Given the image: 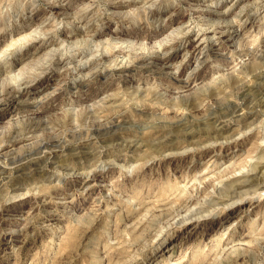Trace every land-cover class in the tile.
Listing matches in <instances>:
<instances>
[{
  "label": "rangeland",
  "instance_id": "374dc122",
  "mask_svg": "<svg viewBox=\"0 0 264 264\" xmlns=\"http://www.w3.org/2000/svg\"><path fill=\"white\" fill-rule=\"evenodd\" d=\"M108 1L0 0V264H264V0Z\"/></svg>",
  "mask_w": 264,
  "mask_h": 264
},
{
  "label": "bare ground",
  "instance_id": "6f19581e",
  "mask_svg": "<svg viewBox=\"0 0 264 264\" xmlns=\"http://www.w3.org/2000/svg\"><path fill=\"white\" fill-rule=\"evenodd\" d=\"M108 0H106V2H107ZM110 1V0H109ZM108 1V2H109ZM144 2L146 1V0H143ZM105 2V1H104ZM150 2V1H149ZM1 3V2H0ZM93 3V2H92ZM101 3H102V1H101ZM151 3V2H150ZM145 4H147V3H145ZM145 4H144V6H145ZM151 4H153V2L151 3ZM150 4V5H151ZM2 5V4H1ZM7 5H9V4H7ZM104 6L108 9V8H110L109 7V5L107 4V3H105L104 4ZM148 6V5H147ZM143 7V6H142ZM150 7V6H149ZM148 7V8H149ZM194 7V6H193ZM90 8H92V9H95V8H97V4L96 3H94V4H91V5H89L88 6V8L87 9H90ZM147 8V7H146ZM200 9V8H199ZM102 10V9H101ZM128 10V9H127ZM242 10V9H241ZM137 11V10H136ZM102 13H103V11H101ZM110 13H112V12H110ZM113 13L114 14H116V13H118V12H116V11H114L113 10ZM112 13V14H113ZM122 13H124V12H122ZM104 15H105V13H104ZM103 15V16H104ZM66 16H68V13L67 14H65V16H55L53 19V22H49L46 26H43V28H42V31H41V34L43 35V37H45L46 38V35H49V34H51L52 32H56L57 34H59V30L56 28V26L58 25V23H59V25H61L62 24V22H65V19H66ZM69 16H70V14H69ZM95 16H91L90 17V19H89V21L91 22L92 21V19L94 18ZM74 21L75 20H78L80 17H79V15H72V17H71ZM236 18V17H235ZM70 21V20H69ZM68 21V22H69ZM223 22V21H222ZM226 22V21H225ZM230 22V21H229ZM224 23V22H223ZM230 24V23H229ZM210 25V24H209ZM1 27V26H0ZM210 27H211V25H210ZM200 28V27H199ZM212 28V27H211ZM221 28V27H220ZM38 29V28H37ZM36 29V30H37ZM213 29V28H212ZM40 30V29H39ZM215 31V30H214ZM225 31H227V30H225ZM222 33H224L223 32V30L221 31ZM39 33V32H38ZM37 33V34H38ZM175 34V33H174ZM184 34V33H183ZM40 35V34H39ZM37 37V36H36ZM42 37V36H41ZM174 37V36H173ZM64 38H65V36H64ZM55 38H53V39H51V42H50V45L51 46H54L55 45V43H56V40H54ZM29 40V39H28ZM171 40V39H170ZM173 40V39H172ZM44 41V40H43ZM126 41V40H125ZM125 41L124 42H122V44L124 43V46H125ZM166 42H169V41H166ZM88 43V42H87ZM131 44V43H130ZM134 44V43H133ZM163 44V43H162ZM46 46V44H43V47H45ZM123 46V47H124ZM131 46V45H130ZM89 47V46H88ZM119 47V46H118ZM158 47V46H157ZM200 46H198V48H199ZM127 48V47H126ZM132 48V47H131ZM135 48V47H134ZM156 48V47H155ZM197 48V49H198ZM53 49V47H51V48H49L45 53H43V55L45 54H47L49 51V54L50 55H53V53H55V52H57L58 50H56V51H53L52 50ZM43 51V50H42ZM45 51V50H44ZM132 51V50H131ZM129 52H130V50H129ZM156 52V51H155ZM201 52V51H200ZM137 53V52H136ZM202 53V52H201ZM63 54V53H62ZM123 55V54H122ZM121 55V56H122ZM126 55V54H125ZM76 56V55H75ZM100 57V56H99ZM119 57V56H118ZM125 56H123V58H121V59H114V65L116 66V67H123V66H129V65H132L133 64V62L134 61H132L131 59H125L124 58ZM48 58V57H47ZM46 58V59H47ZM128 58V57H127ZM40 60V59H39ZM38 61V60H37ZM245 61V60H244ZM153 62V61H152ZM246 63V62H245ZM144 64V63H143ZM156 64V63H155ZM38 65V64H37ZM110 65V64H109ZM114 65H112V66H114ZM152 65V64H151ZM46 66V65H45ZM156 66V65H155ZM160 66V65H159ZM108 68V67H107ZM155 68V67H154ZM253 68V67H252ZM245 71H247L246 69H244ZM43 71V70H42ZM249 71V70H248ZM4 72V71H3ZM7 73V72H6ZM8 76V75H7ZM90 76V75H89ZM261 76V75H260ZM32 77V76H31ZM18 78V77H17ZM90 79V78H89ZM263 79V78H262ZM17 80V79H16ZM4 82V81H3ZM2 82V83H3ZM9 83V82H8ZM15 84V83H14ZM13 84V85H14ZM7 85V84H6ZM9 85H10V83H9ZM12 85V86H13ZM15 86V85H14ZM16 89L15 90H17V87H15ZM19 88V87H18ZM18 91H19V89H18ZM11 95V94H10ZM10 97V96H9ZM13 97V96H12ZM25 97V96H24ZM251 102V101H250ZM263 102V101H262ZM263 105V104H262ZM240 107V106H239ZM241 108V107H240ZM248 111V110H247ZM250 112V111H249ZM253 112V111H252ZM257 113V112H256ZM254 114V113H253ZM235 115V114H234ZM248 116H250L249 114H246L245 115V113H243V112H240L239 114H238V117L241 119V121H246L247 119H248ZM229 118V117H228ZM239 118H237V120L239 119ZM254 119V118H253ZM221 121V120H220ZM227 121H228V119H227ZM231 122V121H230ZM225 123V122H224ZM241 123V122H240ZM220 124V123H219ZM229 124V123H228ZM256 124V123H255ZM135 126V125H134ZM224 126V125H223ZM226 126V125H225ZM258 126V125H257ZM117 127V126H116ZM226 127H228V126H226ZM240 127V126H239ZM252 127V126H251ZM112 128V127H111ZM115 128V127H114ZM217 128V127H216ZM223 128V127H222ZM256 128V127H255ZM258 128V127H257ZM261 128V127H260ZM259 128V129H260ZM233 129V128H232ZM262 129V128H261ZM238 130V129H237ZM248 132V131H247ZM213 133V132H212ZM246 133V132H245ZM237 135V134H236ZM262 135H264V134H262ZM225 136V135H224ZM212 138H213V136H212ZM236 138H237V136H236ZM222 138H220L219 140H221ZM210 140V139H209ZM208 140V141H209ZM260 141V140H259ZM258 141V142H259ZM220 142V141H219ZM210 145V144H209ZM125 146V145H124ZM257 146V145H256ZM261 146V145H260ZM262 148V147H261ZM262 151V150H261ZM220 152V151H219ZM257 156V155H256ZM262 157H263V155H262ZM253 158V157H252ZM257 158V157H256ZM260 158V157H259ZM264 158V157H263ZM246 160V159H245ZM250 160V159H249ZM246 161H248V159L246 160ZM254 161V160H253ZM253 161H250L249 162V164L247 165V166H250V168H248L247 166V168L246 169H244V171H240V173L241 174H239V172H238V177H241V178H238L237 179V182L235 183V185H233L234 186V188H235V190H236V192H238V194L239 195H241V196H246V195H251L252 194V196L251 197H254L253 195H256L257 193H262V194H260L261 196H260V200L261 199H264V170L262 169L263 168V166H255V164H253ZM242 162V161H241ZM264 162V161H263ZM262 163V162H261ZM240 164V163H239ZM242 170V169H241ZM238 171V170H237ZM70 173V172H69ZM88 175H90V174H88ZM236 176V177H237ZM225 185V184H224ZM253 188V189H249V188ZM231 188V187H230ZM249 189V190H248ZM224 198H227V197H224ZM224 198H223V200H224ZM213 199V198H212ZM232 199V198H231ZM241 199V198H240ZM248 199V198H247ZM231 201V200H230ZM234 201H236V199L235 200H232L229 204H226V206L228 205V206H232L233 205V203H234ZM221 202V201H220ZM223 202V201H222ZM229 202V201H228ZM227 202V203H228ZM200 204V203H199ZM208 205V204H207ZM209 206V205H208ZM202 208V207H201ZM204 211V210H203ZM191 213H192V211H191ZM197 213V212H196ZM201 214V213H200ZM194 215V214H193ZM183 217V216H182ZM181 218V217H180ZM180 223V222H179ZM263 227V226H262Z\"/></svg>",
  "mask_w": 264,
  "mask_h": 264
}]
</instances>
